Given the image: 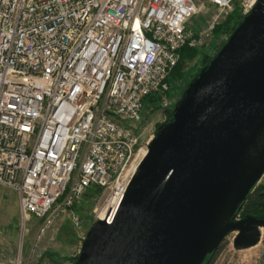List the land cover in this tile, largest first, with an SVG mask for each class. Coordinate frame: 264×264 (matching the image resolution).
I'll return each mask as SVG.
<instances>
[{
	"label": "built area",
	"instance_id": "2783aa9c",
	"mask_svg": "<svg viewBox=\"0 0 264 264\" xmlns=\"http://www.w3.org/2000/svg\"><path fill=\"white\" fill-rule=\"evenodd\" d=\"M258 1L0 0V187L17 194L22 228L10 264H46V232L66 212L79 230L69 209L89 189L105 193L94 223L101 212L111 221L154 137L139 133L146 98L166 107L181 49L205 46L235 9L247 16ZM207 7L209 20L192 30ZM30 218L41 225L22 260ZM257 232L251 247H262L264 264V226ZM238 233L219 246L234 247Z\"/></svg>",
	"mask_w": 264,
	"mask_h": 264
},
{
	"label": "water",
	"instance_id": "95a60500",
	"mask_svg": "<svg viewBox=\"0 0 264 264\" xmlns=\"http://www.w3.org/2000/svg\"><path fill=\"white\" fill-rule=\"evenodd\" d=\"M263 136L259 0L153 137L111 221L93 223L75 264H204L232 230L237 249L253 246L264 221L216 225L264 174Z\"/></svg>",
	"mask_w": 264,
	"mask_h": 264
},
{
	"label": "rangeland",
	"instance_id": "374dc122",
	"mask_svg": "<svg viewBox=\"0 0 264 264\" xmlns=\"http://www.w3.org/2000/svg\"><path fill=\"white\" fill-rule=\"evenodd\" d=\"M236 10L238 11L239 17L234 18L227 31L219 35H212L205 46L197 49L196 57L192 61H186L184 63L181 75L174 72L168 77L167 83L169 85V91L167 92V106L162 108L158 104H154L156 106H154L153 103L148 105L146 103L144 104L145 109L142 113L141 124H139V133L143 141L156 136L158 131L169 123L167 122L168 115L173 116L176 105L180 103L182 97L186 94L191 85L200 74L207 70L227 44L230 35L239 27L245 17L240 14L239 9H235L234 12ZM213 11V8L207 7L200 15L193 16L190 19L189 27L192 30L199 29L206 24ZM233 28H235V30L232 32ZM259 185H264V174L256 187ZM255 188L241 205L246 204L247 200L252 201L255 199ZM104 197L105 193L102 192V190L97 188L89 189L83 196L81 202L69 209L78 214L82 220V226L79 230H74L71 227L68 217L69 212L60 213V215L54 219L40 244L39 251L41 252L42 262L46 264H75L78 258L76 253L79 251L88 231L95 222L93 211L101 207ZM233 215L234 213L232 214L230 222H232ZM240 216L243 219L242 211H240ZM40 225L41 222L39 220L34 218L29 219L24 231L21 252L22 260L27 257ZM21 232L22 228L20 225L17 194L13 190L0 187L1 264H10L14 262L18 254ZM232 235L233 234L229 235L230 239ZM226 244L227 243L214 249L204 264H259L260 259L263 258V249L260 246L237 249L235 245L234 247H226Z\"/></svg>",
	"mask_w": 264,
	"mask_h": 264
},
{
	"label": "trees",
	"instance_id": "16d2710c",
	"mask_svg": "<svg viewBox=\"0 0 264 264\" xmlns=\"http://www.w3.org/2000/svg\"><path fill=\"white\" fill-rule=\"evenodd\" d=\"M235 17H239L238 11L236 10L233 14L228 16L220 25H218L214 31H213V36L214 35H219L222 32L227 31L229 26L232 24L233 20ZM235 30V28L232 29V32ZM196 52L197 49H189V48H183L180 51V60L175 69L171 72L178 73L179 75L182 74L183 66L186 61H192L196 57ZM170 74V75H171ZM155 99L154 97H148L146 98L144 104H154ZM156 106V105H155ZM157 108V107H156ZM166 111V110H165ZM172 117L168 115V121H172ZM255 199L252 201H246V204L243 206L242 210V216L243 218L245 217H252L258 221H264V185H259L255 188ZM208 259V258H207ZM206 259V260H207Z\"/></svg>",
	"mask_w": 264,
	"mask_h": 264
},
{
	"label": "bare ground",
	"instance_id": "6f19581e",
	"mask_svg": "<svg viewBox=\"0 0 264 264\" xmlns=\"http://www.w3.org/2000/svg\"><path fill=\"white\" fill-rule=\"evenodd\" d=\"M263 146H264V136L261 138V140L259 142L258 150H261L263 148ZM142 153H143V151L140 152L141 155H143ZM133 167H134V164H132L129 167V170H132ZM231 218H232V209H231V205H228L224 209L222 214L220 215L219 220H218L217 225H216V229L221 230V229H224L225 227H227V225L230 224ZM102 219H105L104 212L100 213L99 220H102Z\"/></svg>",
	"mask_w": 264,
	"mask_h": 264
},
{
	"label": "crops",
	"instance_id": "0c3cea01",
	"mask_svg": "<svg viewBox=\"0 0 264 264\" xmlns=\"http://www.w3.org/2000/svg\"><path fill=\"white\" fill-rule=\"evenodd\" d=\"M81 247V246H80ZM79 251H80V249H79ZM79 251H77V253H76V256L78 257V255H79ZM14 253H15V250H14ZM1 264V263H0Z\"/></svg>",
	"mask_w": 264,
	"mask_h": 264
}]
</instances>
